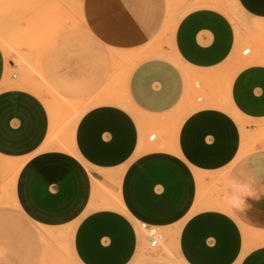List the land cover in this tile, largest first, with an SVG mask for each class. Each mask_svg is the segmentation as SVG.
<instances>
[{
    "label": "crops",
    "instance_id": "1",
    "mask_svg": "<svg viewBox=\"0 0 264 264\" xmlns=\"http://www.w3.org/2000/svg\"><path fill=\"white\" fill-rule=\"evenodd\" d=\"M75 1L93 41L137 54L124 95L140 123L121 106L86 110L71 145L87 171L69 156L36 153L48 130L44 107L27 90L6 87L0 52V156L33 155L19 171L21 208L44 224L74 220L70 247L80 264H132L142 243L125 213L103 205L99 185L138 222H177L172 253L181 264H264V244L244 251L241 230L264 232V139L235 162L243 140L264 132V63L255 62L264 57V0H233L242 38L215 7L172 21L169 0ZM241 41L250 46L245 55ZM194 77L220 90L224 104L200 99L192 108ZM141 123L164 136L146 143Z\"/></svg>",
    "mask_w": 264,
    "mask_h": 264
},
{
    "label": "rangeland",
    "instance_id": "2",
    "mask_svg": "<svg viewBox=\"0 0 264 264\" xmlns=\"http://www.w3.org/2000/svg\"><path fill=\"white\" fill-rule=\"evenodd\" d=\"M215 1L218 4L216 9L224 13L221 7L228 8L238 21L233 0ZM188 8L183 4L172 6L171 20L173 21ZM231 23L234 26L232 21ZM55 26H59V28L54 29ZM54 31L56 34L52 33ZM65 31L68 32V35H60ZM238 35L242 38L241 32ZM240 43L242 44L241 50L250 47L248 42L241 41ZM112 51L86 36L78 20L76 1L58 3V0H0V52L5 60V79L7 82H19L20 79L27 76L15 65L16 57L21 55L25 59V63L31 66L29 72L32 78L41 84L38 90V99L45 110L47 127L52 129L54 146L48 145L46 150L41 149L36 153L69 156L81 170L85 171L82 162L67 149L59 147L55 139L65 135L68 137L69 146L71 145L75 126L83 115L79 114L80 116H78L77 114L76 116V111H86L91 107L104 104L117 106L109 102L96 103L94 100L99 96L114 94L124 101L126 75L136 62L137 54L124 52L136 58H130L125 62L124 60L111 62V57L108 55L112 54ZM9 64H14V67L10 68ZM191 83L190 102L192 108L198 106L196 98L205 101L203 104L211 105L218 101L223 102L221 91L217 89L215 92L212 84H204L196 77L192 79ZM195 83L198 84V90L194 88ZM205 90L209 91L207 97L204 94ZM27 91L31 93V91ZM76 105L78 106L76 107ZM74 107L76 108L74 109ZM122 108L128 110L127 107ZM128 111L130 112V110ZM134 115L136 116L135 113ZM138 120L140 119L138 118ZM237 122L244 129L246 124L243 121ZM138 130L140 136L142 132L146 134V143L149 134L155 133L157 139L164 136L163 130L157 133L154 126H148L145 123H141ZM47 133L48 130L44 145L49 139ZM260 139H264V132L249 140L244 139L235 162L239 161L247 151L252 149L253 143ZM70 148L72 149V145ZM31 157L33 155L19 159L18 170L26 165ZM12 174L13 171L9 170L4 186L0 188V264H36L41 251L46 256L59 259L61 264H77L71 256L69 239L65 231L57 230L54 224H44L33 220L17 205L12 182L14 174ZM126 216L133 222L144 244V253L148 255L152 253L169 255L170 252L172 253L173 239L179 225L177 222L166 228L157 226L161 232L162 240L158 249L149 250L145 244L143 232L138 229L139 222L129 214ZM246 230L247 243L245 244L250 246L253 244L252 240L257 237V233L262 232H255L249 228ZM46 231H50L52 235H48ZM242 236L244 237L243 232Z\"/></svg>",
    "mask_w": 264,
    "mask_h": 264
},
{
    "label": "bare ground",
    "instance_id": "3",
    "mask_svg": "<svg viewBox=\"0 0 264 264\" xmlns=\"http://www.w3.org/2000/svg\"><path fill=\"white\" fill-rule=\"evenodd\" d=\"M70 0H58V3H68ZM75 1V0H72ZM185 0H169L170 5L174 6V5H181L184 4ZM234 2V1H233ZM187 6L190 8H196V7H218V4L215 0H195L194 2H191V4L186 3ZM221 7V6H219ZM221 9L224 11L223 14L226 15V17L232 21L234 23V27H235V32H236V36L238 35L239 30V24L236 21L235 15L234 13H231L230 10L228 8L225 7H221ZM59 26H55L54 29H58ZM53 34H56V31L52 32ZM68 32H62L60 35H68ZM86 34V32H84ZM87 37H89L86 34ZM90 38V37H89ZM91 39V38H90ZM245 49V48H244ZM243 50V49H242ZM248 50H250V47H248ZM112 54H109L108 56H110V61L111 62H119L124 60L125 61H129L130 58H136L133 55L129 56L128 54L124 53L127 51H117V50H113ZM115 53V54H114ZM128 59V60H127ZM25 59L19 55L18 57H16V63L15 65L22 71L23 74L27 75L26 77H23L22 79H20L19 82H7L6 87L8 88H14V89H22V90H29L31 91V94H33L34 96H36L37 98L39 95V86H41V84L39 83L38 80H34L31 76V73L29 72V69L31 68V66H29L28 63H25ZM255 62H262L264 63V57H259L258 59L255 60ZM243 63L238 64L235 69H238L240 66H242ZM134 65V64H133ZM133 65L131 66V68L133 67ZM9 67L13 68L14 64H9ZM130 68V69H131ZM45 86V85H42ZM200 99V98H198ZM197 100V98H196ZM96 103L99 102H109V103H114L117 106H122V107H127L128 110L132 111V109L130 108V104L128 103V100L126 99V97H124V101H122L121 99H119L117 96H115L114 94H109V95H104V96H99L96 100H94ZM72 104V103H71ZM73 105V104H72ZM78 105H76L77 107ZM74 107V109L76 108ZM228 111H230V113L234 116L236 121H239L238 116H236V114L234 113V111H232L231 109H228ZM85 111H81L79 112L76 111L75 115L80 116L81 114H83ZM80 114V115H79ZM132 116L134 117V119H136V121H138L137 123H140V120H138V118L134 115V113H132ZM78 119V118H77ZM76 119V120H77ZM75 125V124H74ZM238 125L240 126L241 131L243 132V134H245V131L242 127V125H240V123H238ZM73 130V129H72ZM156 132L158 133V131L156 130ZM151 134L147 135V138L150 136ZM52 129L51 127H49L48 129V133H47V137L49 138L47 140V142H45V145L43 146L42 150H46L47 146H54V144L52 143L53 137H52ZM246 136V135H245ZM257 136V135H256ZM154 137H156V134L154 133ZM254 137V136H253ZM67 136H61V138H56L55 140L57 141V143L59 144V147H62V149H67V151H70L72 154H74V156L78 159L77 155L75 152H73V150L70 148L69 144H68V140H67ZM149 152V151H148ZM10 159H6L5 157H1L0 156V169H1V176H0V188H2L4 186V182L6 180V175L8 173L9 170L13 171V176H12V182H13V187H14V198H15V202L17 203L18 206L21 207L19 200L17 198V194H16V185H17V180H18V176H19V171L18 170L19 166H20V161L19 160H12L8 161ZM19 161V162H18ZM21 168V167H20ZM85 171L86 167L84 166ZM11 182V183H12ZM99 190L100 192L105 195V198H103V205L104 206H108V207H112L114 209H117L125 214H128V210L125 208L122 199L119 195H114L112 193H108L107 191H105L104 187L99 185ZM249 211L248 208L245 207H241L239 208V214L245 215L247 212ZM253 214V211L250 209V211ZM74 220L72 221H65V222H60V223H53L57 228V230L62 229L63 231H65V233L68 236L69 239V247H70V240L72 237V230H73V225H74ZM166 228V227H164ZM242 232L244 234L243 240H244V251L248 248L251 247V245H256V244H264V232L262 233H257V237L254 238L252 240L253 244H251L250 246H247L245 243H247V239H246V228L242 227ZM46 233L48 235H52L50 233V231H46ZM44 239V238H42ZM250 241V240H249ZM143 247L144 244L141 243L138 246L137 249V253L135 256V259L133 261L132 264L135 263H142V262H150V261H161V262H165L168 264H181L179 260H177L175 258V256L173 255V253H169L168 254H156V253H152V254H146L143 252ZM70 252H71V256L74 259V261L77 264H80L76 257L73 255L72 251H71V247H70ZM36 264H61L59 259H54L51 256H46L43 254V251L39 252L38 254V260L36 261Z\"/></svg>",
    "mask_w": 264,
    "mask_h": 264
},
{
    "label": "built area",
    "instance_id": "4",
    "mask_svg": "<svg viewBox=\"0 0 264 264\" xmlns=\"http://www.w3.org/2000/svg\"><path fill=\"white\" fill-rule=\"evenodd\" d=\"M248 48H245L242 50L241 54L245 55L246 53H248ZM194 88L197 89L198 88V84L195 83L194 84ZM200 99L197 98V101H199ZM154 138V134H151L148 137V140H152ZM138 229L143 232V238L145 241V244L147 246V248L149 250H156L159 248V244L162 240V235L160 230L158 229V227L153 226V225H148L146 223L143 222H139L138 223Z\"/></svg>",
    "mask_w": 264,
    "mask_h": 264
}]
</instances>
